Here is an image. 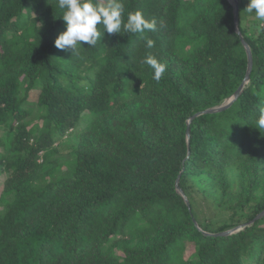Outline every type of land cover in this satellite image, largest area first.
<instances>
[{"label":"trees","instance_id":"obj_1","mask_svg":"<svg viewBox=\"0 0 264 264\" xmlns=\"http://www.w3.org/2000/svg\"><path fill=\"white\" fill-rule=\"evenodd\" d=\"M248 2L250 79L188 125L246 76L232 0H123L157 30L98 26L74 53L54 46L57 0H0V264H264V216L203 232L264 210V22ZM149 55L167 64L159 82Z\"/></svg>","mask_w":264,"mask_h":264},{"label":"clouds","instance_id":"obj_2","mask_svg":"<svg viewBox=\"0 0 264 264\" xmlns=\"http://www.w3.org/2000/svg\"><path fill=\"white\" fill-rule=\"evenodd\" d=\"M57 6L66 30L58 35L54 46L64 52L74 53L77 46L82 47L81 42L94 48L101 38L98 26H102L103 34L106 31L108 34L142 35L157 30V19H147L139 10L128 12L125 19L123 0H57ZM245 11L253 13L257 20L264 22V0H249ZM155 44V40L146 38L148 48L154 47ZM143 63L152 70V79L157 82L167 70L166 63L151 55L147 56ZM255 127L260 132L264 130V106L259 109Z\"/></svg>","mask_w":264,"mask_h":264},{"label":"water","instance_id":"obj_3","mask_svg":"<svg viewBox=\"0 0 264 264\" xmlns=\"http://www.w3.org/2000/svg\"><path fill=\"white\" fill-rule=\"evenodd\" d=\"M232 2L234 3V7H235L234 19H235L236 32L240 35V38L242 40V43H243V45H244V47L246 49L247 55H248V69H247L246 76H245L243 82L241 83V85L238 87V89L230 97H228L224 103H222L220 105H217V106H214V107L207 108V109H205L203 111H199V112L195 113L194 115H192L188 119V121H187L188 122V125L191 123V121L195 117H197V116H199L201 114L219 112V111L225 110L228 107H230L238 99V97L240 96V94H241V92L243 90L244 85L250 79V74H251V71H252V68H253L252 51H251V48H250L249 44L244 39V37H243V35L241 33V30H240V27H239V3H238V0H232ZM187 140H188V142L190 140V132H189V130L187 131ZM176 189L183 196L186 204L188 205L189 209L191 210L190 201H189L187 195L185 194V192L183 191V189L180 187L179 178L176 181ZM262 216H264V210L261 211L258 215H256L254 217V219H252L250 222H247V223L238 225V226H236V227H234L232 229H229V230H226V231H222V232H219V233H210V232H206V231H203V232L205 234H213V235H227V234H231V233L237 232L242 227H244V226H246L248 224H251L252 222H254L255 220L261 218ZM196 224H197V222H196Z\"/></svg>","mask_w":264,"mask_h":264},{"label":"rangeland","instance_id":"obj_4","mask_svg":"<svg viewBox=\"0 0 264 264\" xmlns=\"http://www.w3.org/2000/svg\"><path fill=\"white\" fill-rule=\"evenodd\" d=\"M195 206H196L198 215L201 219L207 218L209 215L213 214L214 212L212 204H210V202L201 198L200 196H197V202ZM219 218H223V216H219Z\"/></svg>","mask_w":264,"mask_h":264}]
</instances>
